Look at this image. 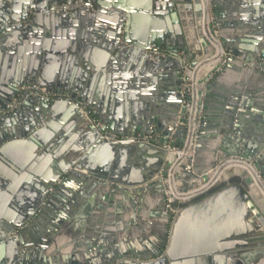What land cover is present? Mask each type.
<instances>
[{"label": "water", "instance_id": "95a60500", "mask_svg": "<svg viewBox=\"0 0 264 264\" xmlns=\"http://www.w3.org/2000/svg\"><path fill=\"white\" fill-rule=\"evenodd\" d=\"M209 3L212 63L203 0H0V107L28 86L61 97L0 113V264H264L263 195L243 171H214L253 158L264 177V0ZM199 62L198 137L174 164ZM151 127L162 149L101 135Z\"/></svg>", "mask_w": 264, "mask_h": 264}, {"label": "built area", "instance_id": "2783aa9c", "mask_svg": "<svg viewBox=\"0 0 264 264\" xmlns=\"http://www.w3.org/2000/svg\"><path fill=\"white\" fill-rule=\"evenodd\" d=\"M203 7L208 9V18L206 20L207 31L209 33L208 38L210 37L209 41H210L211 47L215 50V55L208 62V63H212L213 61H217L219 59L218 56L220 55V39L216 37V35H218L219 33V26L213 22L212 8L210 6L209 0H203ZM211 28L214 29L215 35L210 33ZM222 55L226 58H229L231 56V54L227 52L226 50H222L221 56ZM201 64L202 62H199L198 66L191 71L192 77L189 79L188 84L183 86V90L181 91L183 101L186 102L185 106L189 109V111L186 113L184 122H179L175 126L176 128L185 127L186 137H185V142L180 149L176 151L173 149H169L168 151L169 159H171V161H173L174 164H178L181 161V159L184 158L187 155V153H189L192 150V148H194L197 137H198L200 122L202 118L201 113L203 110V103H200L199 101V91H198L199 83H198L197 76H198V73L201 70H203V68L205 67V66L200 67ZM24 94L36 95L42 99L50 100V101H54L55 99H58V98L61 99V97H58L57 94L47 92L44 89L38 88L36 86L23 87L20 89L19 96L15 99L13 103L7 106L6 110H3L0 107V113L7 114V113H12L13 111H15L20 106V100H21L22 95ZM80 110L84 114L85 119L89 121L93 127H95L98 130L103 128V124L92 114L90 110L84 109L82 105L80 107ZM101 135L108 142H116L119 144H128V145H148L156 149H162V146L160 144L162 135L156 130L155 127H151L149 135L137 136L135 138L119 137L107 131ZM171 142H174L172 138H171ZM231 162H243L255 169L254 164L256 160L253 158H249L245 160V159H237V158H231V157L227 159H221L219 160V163L217 167L214 169V171L220 172V174H222L227 169H230V168L237 169L235 167L229 166ZM255 173L261 183V188L259 189L261 191V194L264 197V194L262 192L264 191V177H262L257 172L256 169H255ZM256 184L257 183L255 182V185ZM194 191L196 192V190H193L192 192Z\"/></svg>", "mask_w": 264, "mask_h": 264}, {"label": "bare ground", "instance_id": "6f19581e", "mask_svg": "<svg viewBox=\"0 0 264 264\" xmlns=\"http://www.w3.org/2000/svg\"><path fill=\"white\" fill-rule=\"evenodd\" d=\"M204 28V32L208 34V31H207V24H205V26L203 27ZM229 166H232V167H235L237 168L239 171H243L245 173H247L251 178H253L254 180V184L255 182L257 183L255 186H256V189L261 193L260 189L261 188V183L255 173V169L249 165H247L246 163H243V162H231L229 164ZM176 184L173 183L171 184V188H172V191L174 190L175 191V188H176ZM208 186H203L201 189L205 190ZM210 187V186H209ZM263 194H264V191H262ZM194 193H196L195 191L192 192V193H189L188 195H186V197H189L191 195H193Z\"/></svg>", "mask_w": 264, "mask_h": 264}, {"label": "crops", "instance_id": "0c3cea01", "mask_svg": "<svg viewBox=\"0 0 264 264\" xmlns=\"http://www.w3.org/2000/svg\"><path fill=\"white\" fill-rule=\"evenodd\" d=\"M150 212H151V209H150ZM148 216V214L145 216V217H147ZM148 218V217H147ZM139 240H141V239H121V242H120V245H121V247L123 246H129V245H131L133 242H135V241H139ZM143 241H142V243L140 244L141 246H143L144 248H146V249H153V247H155L156 245H157V243H158V240L159 239H142ZM237 240V239H236ZM125 243H128V244H125ZM226 243V242H225ZM225 243H223V245H225ZM227 244V243H226ZM142 247V248H143ZM235 251H237V250H235ZM239 251H241V248L239 249ZM234 261V260H233ZM235 263H237L238 264V259L237 260H235L234 261ZM83 263H85V260L83 261ZM251 264H255V253H253L252 255H251Z\"/></svg>", "mask_w": 264, "mask_h": 264}, {"label": "rangeland", "instance_id": "374dc122", "mask_svg": "<svg viewBox=\"0 0 264 264\" xmlns=\"http://www.w3.org/2000/svg\"><path fill=\"white\" fill-rule=\"evenodd\" d=\"M235 169L234 168H230L227 169L225 172H223L222 174H226V173H232ZM211 178H213L214 176H210ZM264 198V197H263ZM178 212V210H174L173 214H176Z\"/></svg>", "mask_w": 264, "mask_h": 264}, {"label": "flooded vegetation", "instance_id": "af4514ba", "mask_svg": "<svg viewBox=\"0 0 264 264\" xmlns=\"http://www.w3.org/2000/svg\"><path fill=\"white\" fill-rule=\"evenodd\" d=\"M57 96L60 97L58 94H57ZM147 217H148V216H147ZM147 217H146V218H147Z\"/></svg>", "mask_w": 264, "mask_h": 264}]
</instances>
